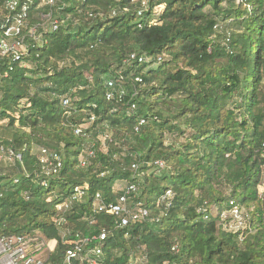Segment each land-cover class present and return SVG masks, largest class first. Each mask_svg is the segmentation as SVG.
<instances>
[{"label":"trees","instance_id":"obj_1","mask_svg":"<svg viewBox=\"0 0 264 264\" xmlns=\"http://www.w3.org/2000/svg\"><path fill=\"white\" fill-rule=\"evenodd\" d=\"M39 12L58 31L40 28ZM27 21L23 33L36 28L47 44L27 36V56L0 54V146L21 155L0 160V238L43 239L46 264H61L77 235L103 233L99 264L138 255L146 264H264V0H61L52 10L37 2ZM143 56L168 59L153 68ZM121 77L126 96L109 101L106 84ZM89 115L90 138L77 136ZM41 148L61 156L57 176H44ZM157 161L163 170L148 166ZM119 182L138 185L132 202L149 220L121 228L116 216L93 212L96 194L118 200ZM84 186L81 202L58 211ZM167 191L170 207L160 202ZM231 200L246 218L239 233L220 226Z\"/></svg>","mask_w":264,"mask_h":264},{"label":"built area","instance_id":"obj_2","mask_svg":"<svg viewBox=\"0 0 264 264\" xmlns=\"http://www.w3.org/2000/svg\"><path fill=\"white\" fill-rule=\"evenodd\" d=\"M38 2V8L50 7L54 9L59 6L61 0H8L0 5V54L2 56H13L14 59L20 60L22 56L28 55V47L26 44L27 36H30L39 46H45L47 41L43 38V34H38L36 28H31L27 33H23L27 29L26 22L29 12ZM146 3H144V6ZM48 18L51 22L52 14H48ZM52 31H58V22L50 23ZM216 31L221 30L220 25L215 27ZM131 61H136V55L131 56ZM162 61L163 57H159L157 60L152 57H140L139 63H148L151 67H157ZM137 81L142 82L141 79ZM107 99L113 101H123L126 96V86L124 78L121 77L119 80L108 81L107 84ZM63 106L66 110V116L71 115L72 102L70 98L63 99ZM137 110V105L134 103L129 109V115L133 114ZM96 122L94 115H89V118L84 123L74 128V132L77 136L82 138H90L89 130ZM146 124L145 119H141L139 126L136 131H139V127ZM112 133L105 132L100 140L103 149H106L107 145L112 142ZM39 162L41 165L42 172L46 178L57 176L63 168V160L61 156L53 151L45 148H41L38 151ZM88 157L93 158L94 152H88ZM6 160L12 162L14 159L21 160V155L15 154L12 150L5 149L0 146V160ZM264 160V152H263ZM82 165H87V160L82 157ZM149 167H156L159 170L165 168V163L157 161L153 164H149ZM132 171L136 177H143L140 173V166L138 164L132 165ZM47 186L46 183H43ZM264 189V188H263ZM87 186L75 188L73 197L65 203L58 206V211H62L69 208L70 204L75 201L81 202L85 195ZM139 187L136 183H128L127 186L122 190V195L118 198L115 203H107L103 200L101 194H96L93 201V212L95 213H106L114 215L119 219V226L121 228L128 227L131 224L145 222L150 219V211L142 204H133L132 198L138 194ZM263 194V193H262ZM174 193L167 191L162 197L160 202L170 207L174 200ZM205 214V220H209V214L207 209H201ZM211 214L218 215L219 210L217 207L212 209ZM162 214L155 222H159ZM220 226L227 232L239 233L244 230L247 226L246 218L244 216L241 207L233 200L229 202V209L221 213ZM107 235L101 234L100 237L81 238L79 235L76 237L74 247L65 253L61 264H73L74 261L89 262L90 264H99L98 258L102 255L101 243L106 240ZM96 242L95 247H91V244ZM175 250V249H174ZM45 253V254H44ZM51 253L46 242L41 238H26V237H10L0 238V264H46L48 256ZM44 254V256L42 255Z\"/></svg>","mask_w":264,"mask_h":264},{"label":"rangeland","instance_id":"obj_3","mask_svg":"<svg viewBox=\"0 0 264 264\" xmlns=\"http://www.w3.org/2000/svg\"><path fill=\"white\" fill-rule=\"evenodd\" d=\"M41 8H43V7H41ZM48 16L49 15L48 14H45L44 12H39V13H36L34 15L35 21L38 20L40 22V24H41V27L40 28H45V29L48 28V26L51 23L50 20H49V18H48ZM27 23H28V21L26 22V26H27ZM163 58H164V60L168 59L167 56H164ZM101 138H102V135L99 136L98 140H101ZM156 174L159 175L160 174V171H157ZM126 186H127V183L121 184V187L122 188H124ZM263 188H264V185H261L260 188H259V192H260L261 195H262V193L264 194V189ZM44 254H42V255L44 256ZM132 264H146V260H145V258L142 255H138V257H136V258L133 259Z\"/></svg>","mask_w":264,"mask_h":264},{"label":"crops","instance_id":"obj_4","mask_svg":"<svg viewBox=\"0 0 264 264\" xmlns=\"http://www.w3.org/2000/svg\"><path fill=\"white\" fill-rule=\"evenodd\" d=\"M124 182H119L117 185H116V191H122L124 188L121 187V184H123Z\"/></svg>","mask_w":264,"mask_h":264}]
</instances>
